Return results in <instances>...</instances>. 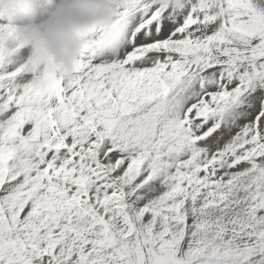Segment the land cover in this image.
<instances>
[{
    "label": "snow or ice",
    "instance_id": "snow-or-ice-1",
    "mask_svg": "<svg viewBox=\"0 0 264 264\" xmlns=\"http://www.w3.org/2000/svg\"><path fill=\"white\" fill-rule=\"evenodd\" d=\"M66 82L0 25V264H264V0H116Z\"/></svg>",
    "mask_w": 264,
    "mask_h": 264
},
{
    "label": "clouds",
    "instance_id": "clouds-1",
    "mask_svg": "<svg viewBox=\"0 0 264 264\" xmlns=\"http://www.w3.org/2000/svg\"><path fill=\"white\" fill-rule=\"evenodd\" d=\"M116 0H14V7L0 20L10 26L31 58L51 63L66 82L85 45L103 34L102 47L116 38Z\"/></svg>",
    "mask_w": 264,
    "mask_h": 264
},
{
    "label": "rangeland",
    "instance_id": "rangeland-1",
    "mask_svg": "<svg viewBox=\"0 0 264 264\" xmlns=\"http://www.w3.org/2000/svg\"><path fill=\"white\" fill-rule=\"evenodd\" d=\"M13 7L14 0H0V16H5ZM4 22V20H0V24H3Z\"/></svg>",
    "mask_w": 264,
    "mask_h": 264
},
{
    "label": "bare ground",
    "instance_id": "bare-ground-1",
    "mask_svg": "<svg viewBox=\"0 0 264 264\" xmlns=\"http://www.w3.org/2000/svg\"><path fill=\"white\" fill-rule=\"evenodd\" d=\"M11 7V6H10Z\"/></svg>",
    "mask_w": 264,
    "mask_h": 264
}]
</instances>
